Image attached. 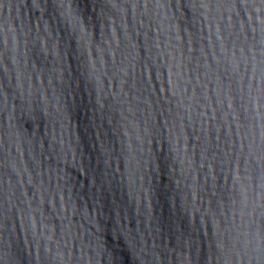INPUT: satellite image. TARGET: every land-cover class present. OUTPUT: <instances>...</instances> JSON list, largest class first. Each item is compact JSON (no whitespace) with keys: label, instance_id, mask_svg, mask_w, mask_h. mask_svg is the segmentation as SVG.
<instances>
[{"label":"water","instance_id":"water-1","mask_svg":"<svg viewBox=\"0 0 264 264\" xmlns=\"http://www.w3.org/2000/svg\"><path fill=\"white\" fill-rule=\"evenodd\" d=\"M0 264H264V0H0Z\"/></svg>","mask_w":264,"mask_h":264}]
</instances>
